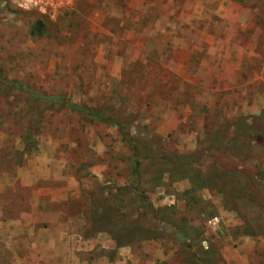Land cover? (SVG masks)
<instances>
[{
  "label": "rangeland",
  "instance_id": "rangeland-1",
  "mask_svg": "<svg viewBox=\"0 0 264 264\" xmlns=\"http://www.w3.org/2000/svg\"><path fill=\"white\" fill-rule=\"evenodd\" d=\"M19 2L0 264H264V0Z\"/></svg>",
  "mask_w": 264,
  "mask_h": 264
},
{
  "label": "trees",
  "instance_id": "trees-1",
  "mask_svg": "<svg viewBox=\"0 0 264 264\" xmlns=\"http://www.w3.org/2000/svg\"><path fill=\"white\" fill-rule=\"evenodd\" d=\"M36 25L37 26H32L31 27V29H30V34L31 35H39L40 33H41V30H40V23L39 22H37L36 23ZM49 99H51V97L50 98H42L41 100L42 101H48ZM55 101H58V102H61L58 98H55L54 99ZM69 107H71L73 110H75L76 112H80V110L77 108V107H73V106H69ZM85 113H87V114H89V115H91L93 118H95L96 120H98V121H106L105 119H103L100 115H97V114H93V113H89V112H85ZM115 123V122H114ZM116 124V123H115ZM116 126H117V128H118V130L120 129V126L119 125H117L116 124ZM119 135L121 136V139H123L124 140V138H123V136H122V133H119ZM137 164H136V162H135V166H136Z\"/></svg>",
  "mask_w": 264,
  "mask_h": 264
},
{
  "label": "built area",
  "instance_id": "built-area-1",
  "mask_svg": "<svg viewBox=\"0 0 264 264\" xmlns=\"http://www.w3.org/2000/svg\"><path fill=\"white\" fill-rule=\"evenodd\" d=\"M20 7L22 8H32L38 6L39 0H19ZM218 224V220L216 217H211L207 220L208 227L214 228Z\"/></svg>",
  "mask_w": 264,
  "mask_h": 264
}]
</instances>
